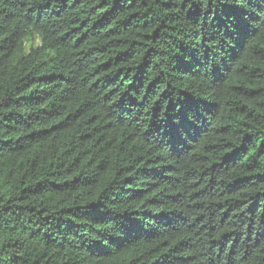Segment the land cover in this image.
<instances>
[{"label": "trees", "instance_id": "1", "mask_svg": "<svg viewBox=\"0 0 264 264\" xmlns=\"http://www.w3.org/2000/svg\"><path fill=\"white\" fill-rule=\"evenodd\" d=\"M0 264H264V0H0Z\"/></svg>", "mask_w": 264, "mask_h": 264}]
</instances>
